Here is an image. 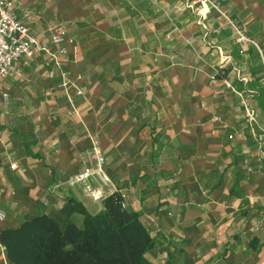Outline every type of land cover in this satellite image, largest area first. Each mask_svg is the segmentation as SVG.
<instances>
[{
	"label": "crops",
	"instance_id": "crops-1",
	"mask_svg": "<svg viewBox=\"0 0 264 264\" xmlns=\"http://www.w3.org/2000/svg\"><path fill=\"white\" fill-rule=\"evenodd\" d=\"M192 1L14 0L40 45L64 52L61 69L37 52L0 77V264H17L2 235L25 221L65 231L104 209L67 182L96 150L108 196L155 240L150 264H264V0H221L257 40L244 53Z\"/></svg>",
	"mask_w": 264,
	"mask_h": 264
},
{
	"label": "trees",
	"instance_id": "trees-1",
	"mask_svg": "<svg viewBox=\"0 0 264 264\" xmlns=\"http://www.w3.org/2000/svg\"><path fill=\"white\" fill-rule=\"evenodd\" d=\"M103 203L97 214L85 213L82 227L65 231L45 216L25 221L2 235L8 255L17 264H150L146 254L155 240L139 214L119 192Z\"/></svg>",
	"mask_w": 264,
	"mask_h": 264
},
{
	"label": "built area",
	"instance_id": "built-area-1",
	"mask_svg": "<svg viewBox=\"0 0 264 264\" xmlns=\"http://www.w3.org/2000/svg\"><path fill=\"white\" fill-rule=\"evenodd\" d=\"M14 0H0V77H6L13 73L16 69L17 63L23 57H32L37 52H45V60L47 64L51 62L61 69L62 61L60 59L61 53L64 50L57 52H50L46 46H41L36 37L31 32L30 27L22 19H20L13 11ZM195 5L201 6V11L207 7L209 10L214 9L227 19L229 24L235 30V39L241 45V53L249 45L258 46L257 40L249 35L245 28L240 26L236 20L228 16L227 12L223 9L221 0H193L188 4L189 7ZM200 12V11H199ZM207 16L203 14L202 20ZM204 27L206 25L203 24ZM66 32L62 30L53 36L54 43H61L64 40ZM264 71V66H263ZM64 76V86L68 85L66 72H62ZM246 105V114L250 124L254 127L258 125L259 112ZM255 140L264 151V130L254 133ZM95 159V166L87 165L78 173L72 175L68 179V184H79L83 186L85 191L96 201L105 200L108 196L110 188V180L104 170L106 158L99 151H95L93 155ZM98 178L99 183L94 184L93 179ZM123 197V196H122ZM5 213L0 211V217H4Z\"/></svg>",
	"mask_w": 264,
	"mask_h": 264
}]
</instances>
